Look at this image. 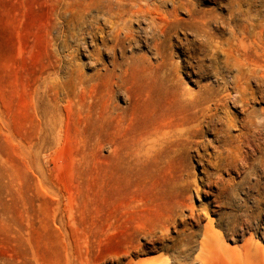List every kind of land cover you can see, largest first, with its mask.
<instances>
[{
  "label": "rangeland",
  "instance_id": "rangeland-1",
  "mask_svg": "<svg viewBox=\"0 0 264 264\" xmlns=\"http://www.w3.org/2000/svg\"><path fill=\"white\" fill-rule=\"evenodd\" d=\"M181 1L196 22L168 30L155 55L143 23L132 25L137 45L111 52L109 25L75 27L67 0H0V264L171 260L173 252H149L139 232L191 209L186 233L208 230L209 264H264V129L247 133L236 154L234 139L215 141L207 117L228 112L239 123V107L198 99L205 86L207 97L233 96L214 75L228 79L214 47L230 36L229 0ZM242 2L264 12V0ZM259 97L248 103L257 121Z\"/></svg>",
  "mask_w": 264,
  "mask_h": 264
},
{
  "label": "bare ground",
  "instance_id": "bare-ground-1",
  "mask_svg": "<svg viewBox=\"0 0 264 264\" xmlns=\"http://www.w3.org/2000/svg\"><path fill=\"white\" fill-rule=\"evenodd\" d=\"M168 3L172 6L171 12H162L161 8L164 9V5ZM242 3H244L242 0H229L227 5L228 14L224 22L230 26V36L220 47H214L215 53L220 52L223 55V67L228 79L225 80V75L222 73L217 72L214 75L223 85H230L233 96L229 98L228 95H225L217 98L215 93H208L209 96L207 97L206 91L210 88L205 86L203 96L198 98L201 99L202 104L205 101L209 102L211 98L213 101L215 99L213 104L215 109L224 108L223 100H230L233 106L239 107V114L244 116L239 123L228 112H224L223 118L207 117L208 127H212L211 132H213L215 141L225 146L234 139V152L236 154L240 152L242 139L247 133L264 129V113L263 117L257 121L256 119L259 118L258 112L248 109V103L254 99L256 93L264 99V12L260 13L250 8L243 10L241 9ZM186 4L187 1L184 3L181 0H67L68 9L75 8L76 10L75 18L70 19V23L74 24L75 27H93L100 20L103 25H109L110 39L107 42L103 40L106 44L112 43L111 46L107 47L108 51L113 52L115 47L121 50L122 43L137 45L139 33L132 29V25L143 23L144 26L139 28L143 34L144 40L142 42L145 45L149 43L155 55H160L163 44L167 39L168 30H174V27L179 24L185 26L196 22V19L191 17L193 11L188 9ZM182 10L187 12V20L178 18L177 12ZM199 19L198 22L206 27L208 17ZM121 65L116 61L111 63L114 69H121ZM251 84H253L254 89L250 87ZM181 97L191 99L190 94ZM207 110V108L203 109L201 117L204 119H206L205 111ZM190 119L188 113L187 121ZM214 121L221 128L216 129L212 125ZM189 123L191 124V122ZM180 126L182 125L180 124ZM236 126L246 132L232 138L228 132ZM177 134L183 135V130ZM185 138V140H188L190 134ZM200 165L202 164L200 163ZM189 217L191 219L196 217L193 209H191ZM189 217L169 212L162 216L159 223L147 230H140L139 233L148 238L146 244L153 246L152 249H148L149 252L162 250L174 253L171 260L152 264H209L208 249L211 242L208 239V230L204 229L200 235L197 232L186 233L188 230L185 221ZM175 226H181L182 229L176 232L175 236L177 237L172 239L167 236V233L170 228L176 229ZM198 236L200 237L199 241L196 240ZM155 245L157 247H154ZM195 245L198 250L197 255H193L194 251H192ZM142 252V246H136L132 251L133 254H141ZM216 252L220 253V251Z\"/></svg>",
  "mask_w": 264,
  "mask_h": 264
}]
</instances>
